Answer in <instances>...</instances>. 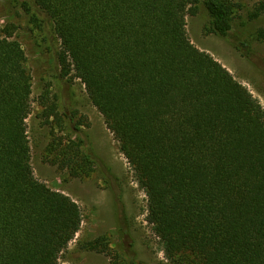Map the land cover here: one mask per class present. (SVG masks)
Here are the masks:
<instances>
[{
    "label": "trees",
    "instance_id": "1",
    "mask_svg": "<svg viewBox=\"0 0 264 264\" xmlns=\"http://www.w3.org/2000/svg\"><path fill=\"white\" fill-rule=\"evenodd\" d=\"M24 4L33 22L38 11L53 22L64 75L82 80L133 167L168 263L264 264V105L187 30V16L205 6L209 30L248 55L250 43L234 30L239 5ZM263 12L264 4L254 17ZM32 93L15 26L0 21V264H64L84 220L77 201L35 175L27 124Z\"/></svg>",
    "mask_w": 264,
    "mask_h": 264
},
{
    "label": "rangeland",
    "instance_id": "2",
    "mask_svg": "<svg viewBox=\"0 0 264 264\" xmlns=\"http://www.w3.org/2000/svg\"><path fill=\"white\" fill-rule=\"evenodd\" d=\"M25 1L0 0V21L14 24L32 75L33 110L27 119L32 165L39 180L78 202L84 218L61 261L169 264L147 220L148 196L133 167L85 84L73 72L64 75L58 61L61 41L50 17L34 9L40 21L33 22ZM234 1L239 5L234 30L250 43L248 55L209 30L205 6L187 16V30L197 47L211 53L264 105V38L259 36L264 12L254 17L264 0ZM52 109L55 115L49 117ZM85 156L90 159L83 161Z\"/></svg>",
    "mask_w": 264,
    "mask_h": 264
}]
</instances>
